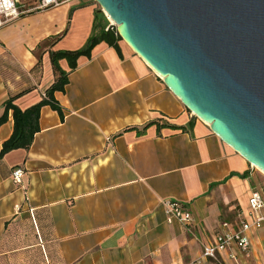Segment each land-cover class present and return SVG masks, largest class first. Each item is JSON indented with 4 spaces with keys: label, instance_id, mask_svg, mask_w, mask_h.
I'll list each match as a JSON object with an SVG mask.
<instances>
[{
    "label": "crops",
    "instance_id": "crops-1",
    "mask_svg": "<svg viewBox=\"0 0 264 264\" xmlns=\"http://www.w3.org/2000/svg\"><path fill=\"white\" fill-rule=\"evenodd\" d=\"M96 11L73 0L0 25V118L12 97L27 91L15 101L21 110L42 100L55 80L48 51L85 47ZM120 47L122 58L105 43L80 58L55 94L64 120L43 108L31 148L0 160V264H264V227L250 231L248 255L232 244L203 257L223 224L237 233L254 221L249 199L257 192L264 200V174ZM155 121L169 126L125 131ZM191 122L187 131L170 128ZM13 129L10 113L0 152ZM165 200L183 203L191 223L170 224Z\"/></svg>",
    "mask_w": 264,
    "mask_h": 264
},
{
    "label": "water",
    "instance_id": "water-1",
    "mask_svg": "<svg viewBox=\"0 0 264 264\" xmlns=\"http://www.w3.org/2000/svg\"><path fill=\"white\" fill-rule=\"evenodd\" d=\"M122 41L264 174V0H95Z\"/></svg>",
    "mask_w": 264,
    "mask_h": 264
},
{
    "label": "trees",
    "instance_id": "trees-1",
    "mask_svg": "<svg viewBox=\"0 0 264 264\" xmlns=\"http://www.w3.org/2000/svg\"><path fill=\"white\" fill-rule=\"evenodd\" d=\"M73 11L70 13V17ZM110 23L107 20V17L101 12V10L96 11V23L94 26L93 35L88 40L85 47L77 51H48L50 56V62L52 65L54 73V83L45 91L46 97H42V100L26 109L21 110L15 104V101L21 97L26 92L10 98L4 105V114L0 118V128L7 123L9 119V114L12 113V118L14 122V129L12 136L3 143L2 149L0 152V160L3 159L8 154L24 150L28 151L35 139V136L40 132V117L42 109L49 107L52 111L58 113L62 120H64V110L60 103L57 101L55 94L64 93L66 87L69 84L70 74L73 73L78 68V62L80 58L90 59L92 57V52L101 43L107 44L109 47L116 50L120 58H122V50L120 43L123 42L119 36L116 27H109ZM64 35L54 39L51 43L47 44L48 47H53L59 42ZM38 65L42 63V56L38 59ZM62 61H66L70 68V71H64L60 65ZM156 125L158 130L168 127L167 124H162L161 121H155L146 124L142 128L132 127L128 128L125 131H138L143 133L149 127ZM173 129H182L187 131L193 128V122H191L186 128H178L171 126Z\"/></svg>",
    "mask_w": 264,
    "mask_h": 264
},
{
    "label": "built area",
    "instance_id": "built-area-1",
    "mask_svg": "<svg viewBox=\"0 0 264 264\" xmlns=\"http://www.w3.org/2000/svg\"><path fill=\"white\" fill-rule=\"evenodd\" d=\"M73 0H35V7L27 9L25 0H0V24H8L19 20L24 15L46 11L48 9L57 8L63 4ZM114 27L111 22L108 29ZM43 97H46L43 93ZM13 181L16 185L22 184L24 170L17 168L14 170ZM170 224L179 223L187 225L191 223L192 214L186 209L185 205L178 201L165 200L162 202ZM249 208L254 216L252 223H245L240 232L234 233L228 229L227 224L222 225V229L217 237V242L214 246H204L203 257L207 259H216L219 252L226 249L232 244H236L238 248L247 255L252 251V242L249 233L252 229L258 230L264 227V200L263 197L254 192L249 199Z\"/></svg>",
    "mask_w": 264,
    "mask_h": 264
},
{
    "label": "rangeland",
    "instance_id": "rangeland-1",
    "mask_svg": "<svg viewBox=\"0 0 264 264\" xmlns=\"http://www.w3.org/2000/svg\"><path fill=\"white\" fill-rule=\"evenodd\" d=\"M80 4L88 3L91 4V6L95 10H101L100 6L96 3L95 0H78ZM25 3L27 4V9H32L35 7V0H25ZM28 15V14H27ZM108 22L111 23V21L107 18ZM124 43V42H123ZM125 44V43H124ZM256 169V168H255ZM259 171L258 169H256ZM260 172V171H259ZM262 173V172H261Z\"/></svg>",
    "mask_w": 264,
    "mask_h": 264
},
{
    "label": "bare ground",
    "instance_id": "bare-ground-1",
    "mask_svg": "<svg viewBox=\"0 0 264 264\" xmlns=\"http://www.w3.org/2000/svg\"><path fill=\"white\" fill-rule=\"evenodd\" d=\"M1 25V24H0Z\"/></svg>",
    "mask_w": 264,
    "mask_h": 264
}]
</instances>
